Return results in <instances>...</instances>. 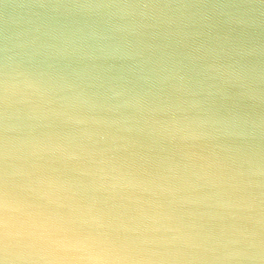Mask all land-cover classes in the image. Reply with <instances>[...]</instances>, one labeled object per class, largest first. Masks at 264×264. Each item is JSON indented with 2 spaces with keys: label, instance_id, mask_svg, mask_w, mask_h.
Masks as SVG:
<instances>
[{
  "label": "clouds",
  "instance_id": "clouds-1",
  "mask_svg": "<svg viewBox=\"0 0 264 264\" xmlns=\"http://www.w3.org/2000/svg\"><path fill=\"white\" fill-rule=\"evenodd\" d=\"M0 264H264V0H0Z\"/></svg>",
  "mask_w": 264,
  "mask_h": 264
}]
</instances>
